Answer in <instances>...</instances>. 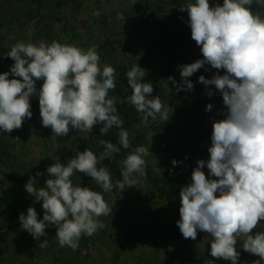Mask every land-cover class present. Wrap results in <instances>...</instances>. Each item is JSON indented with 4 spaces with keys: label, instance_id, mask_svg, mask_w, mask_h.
<instances>
[{
    "label": "rangeland",
    "instance_id": "obj_1",
    "mask_svg": "<svg viewBox=\"0 0 264 264\" xmlns=\"http://www.w3.org/2000/svg\"><path fill=\"white\" fill-rule=\"evenodd\" d=\"M191 2L194 0H0V74L10 72L14 61L4 53L17 42L55 40L85 50L95 46L101 68L108 64L116 69V88L109 96L116 99L130 142L146 143L152 153L145 157L146 177H138L136 186L123 192L115 186L123 180V159L102 165L114 185L111 193L103 192L93 178L75 172L71 177L74 185L101 191L111 207V214L99 217L106 227L91 237L82 236L76 250L59 246L55 226L47 227V236L38 241L19 221L29 207L36 209L38 219L44 215L42 201L35 202L26 191L29 179L35 177L37 188L46 187L51 178L47 168L56 160L66 165L78 152L87 148L94 152L98 138H117L119 130L113 128L101 135V125H97L92 133L73 129L67 137L52 139V129L42 125L39 97H31V119L11 133L0 131V264H232L211 256L209 234L198 230L195 240L185 239L177 226L180 190L192 182L197 161L210 159L211 138L205 132L212 130L215 121L226 118L219 90L198 82L201 75L211 79L216 69L206 65L207 71L202 68L189 77L194 85L191 91L177 92L168 79L173 77L179 85V66L203 58L200 47L185 30L188 13L179 11ZM217 3L222 5L223 0H210L212 6ZM96 11L99 16L94 15ZM254 11L264 15L258 6ZM118 13L124 20L117 19ZM177 37L180 40L173 43ZM138 65L146 72L142 82L153 85L152 97L160 96L168 109V119L157 115L155 121L149 118L146 127L128 100L132 89L126 74ZM42 84V80L36 82L38 90ZM202 87V98L208 95L209 100L197 110L194 103ZM208 104L213 105L211 111L205 110ZM173 160L179 163L173 165ZM203 171L208 175L206 165ZM37 172L43 175L36 176ZM256 232H264V220L253 235ZM45 239L47 246L39 247ZM237 251L241 253L238 264H255L260 259L245 252L240 240Z\"/></svg>",
    "mask_w": 264,
    "mask_h": 264
},
{
    "label": "clouds",
    "instance_id": "obj_2",
    "mask_svg": "<svg viewBox=\"0 0 264 264\" xmlns=\"http://www.w3.org/2000/svg\"><path fill=\"white\" fill-rule=\"evenodd\" d=\"M254 6L264 9V0H223L222 5L215 6L210 0H194L180 7V12L188 13L186 23L203 58L179 66V85L173 77L168 78L177 92L191 91L194 85L189 77L202 68L207 71L206 65L217 70L211 79L201 75L198 82L219 90L226 118L213 123L210 159L197 161L192 182L180 190L177 226L185 239L195 240L198 230L209 234L211 256L232 264H238L241 255L238 240L245 252L260 257L255 264L264 262V232L253 235L264 220V15L254 11ZM117 19L124 17L118 13ZM4 57L14 64L10 72L0 74V131L11 133L31 119L30 98L38 95L42 125L52 129V139L67 137L73 129L92 133L95 126L101 125V135L118 129L119 145L131 147L116 99L109 96L116 88V69L108 64L101 68L95 46L85 50L55 40L17 42ZM220 70H224L223 75ZM10 75L16 78L10 79ZM126 75L132 89L128 100L141 114L142 125L148 126L149 118L155 121L157 115L168 119V109L160 96L151 95L153 85L142 82L144 69L133 66ZM38 80L43 81L39 90ZM212 108L208 104L205 110ZM99 143L103 146L99 155L87 148L66 165L56 160L47 168L51 178L46 180V187H35V177L25 185L35 202L42 201L44 210L43 219H38L34 207L27 209V215L19 216L22 229L36 240L47 236V227L55 226L59 246L76 250L82 236L91 237L106 227L99 217L111 214L112 209L101 191L74 185L71 179L75 172L84 173L103 192H112L114 185L102 162L112 160L120 147L108 140ZM150 154L147 147L136 146L122 160L123 180L116 181L115 186L123 192L126 187L136 186L138 177H146L145 157ZM177 163L172 161L173 165ZM205 165L208 175L203 171ZM47 244L45 239L39 247Z\"/></svg>",
    "mask_w": 264,
    "mask_h": 264
},
{
    "label": "trees",
    "instance_id": "obj_3",
    "mask_svg": "<svg viewBox=\"0 0 264 264\" xmlns=\"http://www.w3.org/2000/svg\"><path fill=\"white\" fill-rule=\"evenodd\" d=\"M185 30L188 31L189 34L191 33V28L189 25H187ZM179 40H180L179 37H177L172 42L175 43V42H178ZM197 85H199L198 82H197ZM203 89H204L203 87L200 88L199 95L197 96L198 101L194 103V108L197 110H199L202 106L206 105L208 100H209L208 95H206L205 97L202 98ZM195 120L197 122V119H195ZM212 130H213V128H212ZM212 130H210L209 132H205V134L208 138H211ZM100 140L111 141L113 144H116L118 147H120V152L117 154H114V158L112 160L105 159L102 162V165H105L109 162L111 163L112 161L117 162L118 160L124 159L127 155L132 153V151L134 150V148L136 146L143 145V146L147 147L146 143L140 144L138 142H130L131 147L129 149H124L122 146L119 145L117 138H112V136H103L101 138H98V140L96 142V149H95L94 153L97 155H99L103 151V146L100 145V143H99Z\"/></svg>",
    "mask_w": 264,
    "mask_h": 264
},
{
    "label": "built area",
    "instance_id": "obj_4",
    "mask_svg": "<svg viewBox=\"0 0 264 264\" xmlns=\"http://www.w3.org/2000/svg\"><path fill=\"white\" fill-rule=\"evenodd\" d=\"M210 264H214L213 261H210Z\"/></svg>",
    "mask_w": 264,
    "mask_h": 264
}]
</instances>
